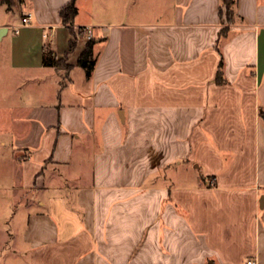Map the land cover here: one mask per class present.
I'll list each match as a JSON object with an SVG mask.
<instances>
[{"label":"crops","instance_id":"1","mask_svg":"<svg viewBox=\"0 0 264 264\" xmlns=\"http://www.w3.org/2000/svg\"><path fill=\"white\" fill-rule=\"evenodd\" d=\"M69 2L0 0V46L35 86L0 113V264H264V0H236L220 41L221 0H76L71 67L44 65Z\"/></svg>","mask_w":264,"mask_h":264},{"label":"trees","instance_id":"2","mask_svg":"<svg viewBox=\"0 0 264 264\" xmlns=\"http://www.w3.org/2000/svg\"><path fill=\"white\" fill-rule=\"evenodd\" d=\"M18 1V0H17ZM3 3H6L8 9H12L16 0H2ZM235 3L236 0H221L220 5V17L224 19L225 25L222 26L219 30V41L223 36H226L230 30L229 25L235 20ZM78 13V7L76 5V0H70L69 3L64 5L60 9V17L64 24L70 26V29L73 34V38L69 42V48L66 51L63 57H59L56 52L49 48L48 46L44 47L43 63L48 66H56L59 68L69 69L71 63L69 61L70 55H72L78 48V31H76L74 26V20ZM96 38L92 37L87 39L84 43L83 48L77 56V64L82 66L86 75L90 77L94 70V67L97 62V54L95 52ZM216 80L219 83L225 82L226 79L223 74V60L220 61L218 66Z\"/></svg>","mask_w":264,"mask_h":264},{"label":"rangeland","instance_id":"3","mask_svg":"<svg viewBox=\"0 0 264 264\" xmlns=\"http://www.w3.org/2000/svg\"><path fill=\"white\" fill-rule=\"evenodd\" d=\"M16 2H17V0H16ZM19 11H20V9L18 7L17 11L15 13V15H16L15 17H18V15L20 14ZM5 48H6V45L4 46V48H2L0 46V113L2 114V112H5L4 116L6 118H9V117L14 118L15 115H13V111L16 110L14 108V104L19 100L18 98L20 96H22V97L28 96V93L30 92V90L34 86V84L32 82H27L28 77H23L24 75L18 74L19 71H17L16 69H13L12 67L11 68L9 67L6 52L3 51V49H5ZM4 74L6 76H8L7 77L8 82H6V81L3 82L2 77ZM27 76H29V75H27ZM34 83L36 85H38L37 82H34ZM6 114H8V115H6ZM1 126L2 125H0V154L8 152V151L13 152L14 151L13 140L15 139V134H14L13 130H11L13 128V125L12 124L11 125L5 124V126H4L5 130H4L3 126L2 127ZM9 137L11 138L10 143H8L6 146H3L2 141L9 139ZM188 179H186V181H188ZM174 180L180 181L182 179L176 177V178H174ZM2 185H3V183L0 182V186H2ZM9 192L10 191L7 189L0 190V224L1 225H7L8 220L10 219V216H12V214L14 213V212L12 213L13 210H12L11 204L9 205L8 203H5L6 201L2 202V200H1L2 193L7 195ZM4 227H6V229H7V226H4ZM10 245H11V242L6 245V249L4 248L5 251L8 250ZM4 249H3V252H4Z\"/></svg>","mask_w":264,"mask_h":264},{"label":"built area","instance_id":"4","mask_svg":"<svg viewBox=\"0 0 264 264\" xmlns=\"http://www.w3.org/2000/svg\"><path fill=\"white\" fill-rule=\"evenodd\" d=\"M32 15H33V13L30 11L25 12L21 17V23L14 26L15 31L18 32L22 25L29 23ZM79 37L84 39V40H87V39L94 37L93 27L89 26V25L80 26L79 27ZM247 263L253 264L254 260L248 259Z\"/></svg>","mask_w":264,"mask_h":264},{"label":"water","instance_id":"5","mask_svg":"<svg viewBox=\"0 0 264 264\" xmlns=\"http://www.w3.org/2000/svg\"><path fill=\"white\" fill-rule=\"evenodd\" d=\"M5 31H6V27H2L0 30V35L4 34ZM260 203L261 205H264V195L261 197Z\"/></svg>","mask_w":264,"mask_h":264}]
</instances>
